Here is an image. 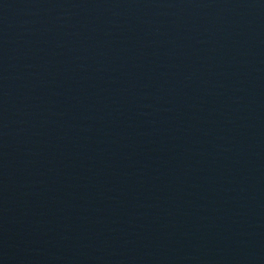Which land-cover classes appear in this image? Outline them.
Wrapping results in <instances>:
<instances>
[{"label":"water","instance_id":"water-1","mask_svg":"<svg viewBox=\"0 0 264 264\" xmlns=\"http://www.w3.org/2000/svg\"><path fill=\"white\" fill-rule=\"evenodd\" d=\"M0 264H264V0H0Z\"/></svg>","mask_w":264,"mask_h":264}]
</instances>
